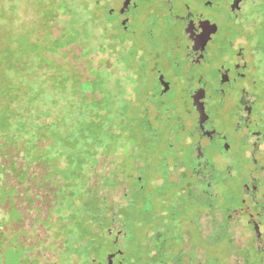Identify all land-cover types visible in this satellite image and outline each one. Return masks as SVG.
Returning <instances> with one entry per match:
<instances>
[{
  "label": "rangeland",
  "instance_id": "rangeland-1",
  "mask_svg": "<svg viewBox=\"0 0 264 264\" xmlns=\"http://www.w3.org/2000/svg\"><path fill=\"white\" fill-rule=\"evenodd\" d=\"M22 1L25 7L11 19L20 32L36 33L40 44L46 45L49 35L54 41L61 38L58 34L69 20L68 15L61 14L60 21L54 22L51 33H47L39 11L37 15L34 11L35 0ZM54 1L69 11L72 21L79 25L80 41L62 49L60 55L47 46L46 58L52 61L48 76L56 82L67 75L69 81L63 88L54 84L51 90H38L39 100L58 107L53 108L50 118H42V125L52 123L51 133L39 136L41 148L28 155V161L35 163L33 170L24 167L17 173L11 162L6 167L11 179L0 183V264H70L69 254L74 259L72 264H92L87 257L104 261L116 250L105 231L106 224L100 226L101 214H105L106 207L111 209L109 205H115L124 223V253L116 263L164 264L166 259L161 257L159 247L161 222L184 220L181 211H192V207L200 205L190 196L178 197L180 184H171L178 173L164 167L178 163L187 168L185 174L190 178L192 151L184 145L187 131L182 123L194 117L187 88L177 91V118L162 117L160 123L153 124L145 116L146 88L142 86L151 82L149 55L153 50L167 56L165 44L173 37H182L183 24L173 23L164 15L183 14L184 5L208 14L220 26L209 56L213 63L221 61L230 38L242 36L249 45L252 70L262 79L258 104L264 109V0H246L244 28L232 26L227 17V0H217L218 5L208 9L202 4L204 0H139V7L130 12L131 34L116 27L117 12L108 13L119 0ZM11 2L1 0V9L3 5L11 6ZM0 19L7 22V18ZM154 46L156 50L151 49ZM179 73L183 77L196 73L215 76L216 70L198 68L188 73L182 64ZM28 101L27 93H23L21 108H26ZM38 115L39 112L35 119L39 123ZM171 127L177 147L175 153L168 154ZM226 132L238 142L232 129ZM18 143L11 144L8 151L12 157L18 155L20 161L24 159L25 141ZM240 152L238 148L233 157H239ZM237 170L226 180L220 177L221 172L214 173V205L220 214L225 215L240 202L247 172ZM172 200L183 206H173ZM192 232L201 246H212L214 264H228V256L235 251L228 233L217 227L210 245L203 240L200 229L193 228ZM163 236L170 245L171 232Z\"/></svg>",
  "mask_w": 264,
  "mask_h": 264
},
{
  "label": "flooded vegetation",
  "instance_id": "flooded-vegetation-1",
  "mask_svg": "<svg viewBox=\"0 0 264 264\" xmlns=\"http://www.w3.org/2000/svg\"><path fill=\"white\" fill-rule=\"evenodd\" d=\"M125 1L127 0H119L120 3L108 13L113 15L117 12L116 27L131 34L130 12L139 7V0H129L128 8L121 14ZM235 1L238 4L235 11H231L230 7ZM245 3L246 0H227V17L232 26L245 27ZM202 4L208 9L218 5V1L204 0ZM184 8L183 14L170 12L168 16L164 15L165 18L170 17L173 23L183 24L182 37H173L165 44L167 56L151 51L147 60L151 82H145L142 86L146 88L145 116L151 123H160L162 117L173 119L179 116L177 102L180 96L177 91L180 88H187L186 96L194 116L192 121H182L183 129L187 131L184 145L192 151L188 168L190 178L188 173L185 174L187 168L178 163L164 164V167L178 173L176 180L171 182L173 185L180 184L178 197L183 199L190 196L193 200L200 201V205L192 207V211L182 209L184 220L170 219L166 223L164 219L161 222L160 233L171 232L174 243L168 245L167 240L165 242L164 264H214V252L210 249L212 246L207 249L197 243L193 239L192 230L200 229L203 240L212 245L217 227L229 234L230 244L235 249L228 256V264H264V109L258 104L262 79L252 70L249 45L242 36L230 38L221 61L213 63L209 56L220 26L204 11L194 12L187 5ZM151 49L157 48L154 46ZM182 64L188 73L198 68L212 67L216 70V75L196 73L183 77L179 73ZM227 129H232L238 142L230 138ZM175 137V130L171 127L167 138L168 154L175 153ZM238 148L241 152L239 157L234 158L232 154ZM241 160L245 161L244 165ZM237 169L247 172L245 181L241 184L240 202L225 215L220 214L216 212L214 205V173L221 172L220 177L226 180L235 171H239ZM181 177L188 180L182 181ZM171 202L175 207L182 205L175 200ZM109 206L111 209L106 207L105 214H101L100 218L102 225L106 224L105 231L116 246V250L111 253L119 251L112 264H122V261H116L124 253V223L122 218L119 220L120 215L115 212V205ZM173 237L177 238L174 240ZM170 252L177 255L175 260L169 257ZM95 264L109 263L105 258Z\"/></svg>",
  "mask_w": 264,
  "mask_h": 264
},
{
  "label": "trees",
  "instance_id": "trees-1",
  "mask_svg": "<svg viewBox=\"0 0 264 264\" xmlns=\"http://www.w3.org/2000/svg\"><path fill=\"white\" fill-rule=\"evenodd\" d=\"M34 2V11L36 15L39 11L41 24H44L47 33H51L50 28L52 25L54 26V22L60 21L59 16L61 14L68 15L69 20L67 19L68 21L65 22L58 34L60 39L54 41L53 36L49 35V39H46L49 44H40L42 41L36 39V33H22L18 27H15V24L11 23L13 14L25 7L22 0H12L11 6L3 5L2 9L0 5L1 18H7V22L0 19V183L8 181L6 167L10 162V165L17 169V173L24 167L33 170L35 163L28 161L30 158L28 155L41 148L39 136L44 138L48 133H51L52 123L42 125V122L44 118H50L54 112L53 108L58 106L57 104L48 105L44 100H39V96H37L39 88L41 91L44 89L51 90L54 84L56 88H63L62 85L69 81L67 75L60 77L56 82H52L51 76H48L52 61L46 58L47 46H49V51H55V54L60 55L62 49L72 47L76 45L75 42L80 41L79 25L72 21L69 11L63 10L54 0H35ZM52 43H55V46ZM23 93H27L29 97V101L25 105L26 108H21L20 105ZM76 111L80 113V108H77ZM37 112L40 116L39 123L35 119ZM21 140L25 141V149L23 150L24 159L19 161L18 155L12 157L9 154L8 147L11 144L18 146V142ZM100 210L101 206L98 207V211ZM97 214L100 215V212ZM94 218H99V216H94ZM100 226H102V220ZM176 238L173 237L174 240ZM159 239L161 257L164 256L166 259L163 247L167 239L163 234L160 235ZM169 257L175 260L177 255L170 252ZM69 258L70 262L68 263L72 264L74 259L70 254ZM87 259L92 264L97 261H94L92 257H87Z\"/></svg>",
  "mask_w": 264,
  "mask_h": 264
},
{
  "label": "water",
  "instance_id": "water-1",
  "mask_svg": "<svg viewBox=\"0 0 264 264\" xmlns=\"http://www.w3.org/2000/svg\"><path fill=\"white\" fill-rule=\"evenodd\" d=\"M129 3H130L129 0L125 1L123 8L120 10V13H121V14H123L124 11H125V9L128 8ZM237 4H238V1H235V3L230 7V10H231V11H235V6H236ZM118 253H119V251L116 252V253L109 254V255L107 256L106 259H107V261H108L109 264H112V262H113V258H115L116 255H117Z\"/></svg>",
  "mask_w": 264,
  "mask_h": 264
}]
</instances>
